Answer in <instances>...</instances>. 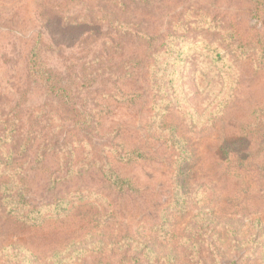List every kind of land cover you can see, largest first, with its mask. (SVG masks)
I'll return each mask as SVG.
<instances>
[{
  "label": "rangeland",
  "instance_id": "obj_1",
  "mask_svg": "<svg viewBox=\"0 0 264 264\" xmlns=\"http://www.w3.org/2000/svg\"><path fill=\"white\" fill-rule=\"evenodd\" d=\"M95 4L0 0V114L18 129L7 137L0 124V167L10 170L0 182L25 184L26 199L54 215L23 223L5 212L0 188V264H264V0L257 16L254 0L126 5L121 19L148 38L127 34L111 50L75 34L97 32L87 26ZM34 44L62 50L42 56L60 78L90 80L87 136L27 82ZM36 114L44 138L63 134L73 153L71 175L56 184L59 156L37 162L39 142L18 156ZM116 146L134 155L119 162ZM111 168L121 189L101 174Z\"/></svg>",
  "mask_w": 264,
  "mask_h": 264
},
{
  "label": "trees",
  "instance_id": "obj_2",
  "mask_svg": "<svg viewBox=\"0 0 264 264\" xmlns=\"http://www.w3.org/2000/svg\"><path fill=\"white\" fill-rule=\"evenodd\" d=\"M262 0H254V3L256 4V7L254 8V16L259 15L262 10ZM142 3V0H96V4L94 5L95 14L93 19L90 20L87 26L93 27L95 29H98L97 32H92L90 29L88 31L80 32L79 30H76L75 34L81 36L85 35V38L80 39L81 43L80 45H85L90 41L91 39H95L94 37H98L101 39V44L105 46H108L111 49H116L120 47L119 42L117 39L120 37H126L127 34H132L134 38L137 39H147V36L142 35L138 30L137 27L133 24H131L129 21H126V19H121L120 15H124L125 7L126 5L135 4L139 5ZM51 17V16H50ZM47 17V20L50 18ZM46 20V24H47ZM73 24V23H71ZM105 25V26H104ZM108 30L107 33H101L100 31L103 30L104 27ZM65 27V26H63ZM67 27H70L67 24ZM79 29V28H77ZM70 33V31L68 30ZM42 38V36H39V40ZM98 41V39H96ZM34 47H31L29 54H28V60H27V75L26 80L29 84L38 85L41 88H43L46 96L52 100H55L57 102V109H55L56 112L59 113V115L63 116V120L67 121L70 120L72 123H78L77 126H80L82 128V131L85 132V136L89 134V132H86L88 130V125L90 124L89 119V112L85 109L83 100L81 99V94H83L82 91L86 92V87H88L87 82H90L89 79L85 78L84 75H74L69 74L73 79L69 81H65L63 78H60V75H57L55 71L52 70L51 67L47 66L46 63H44L42 56L44 52H47L48 49L45 48V46H36L34 44ZM56 48V47H55ZM50 50V49H49ZM55 50L62 51L60 49H53L49 52H55ZM58 53V52H57ZM79 53V51H78ZM80 53L81 50H80ZM109 56V55H108ZM78 61V60H77ZM82 67L86 66L88 63L81 64ZM120 68V69H119ZM123 69L122 65H113L110 69L107 76H111L110 83L114 87H116V84L120 81L122 75L121 71ZM92 76V73H91ZM105 80V79H101ZM106 81V80H105ZM84 92V95L86 94ZM113 94L116 96L117 99L123 100V93L121 90L114 88ZM127 97V96H126ZM21 104L18 103V107H20ZM44 106L37 108L35 112H43ZM83 109V111H82ZM33 112L29 113V116L31 117ZM12 117L11 113L3 114L1 112L0 114V124L3 126V132H8L7 137L9 133L14 130L16 127L14 125V122L10 123L9 119ZM35 122L28 123V126L26 127V132L24 134L22 143H20V151L18 153V156L23 155L26 153L27 150L32 148L36 142H39L38 144V151L36 155L37 162H42L45 155L48 153H53L55 156L60 157V166L58 167L57 172L53 175L51 179V183L56 184L57 182L64 181L66 178H68L71 173V162L73 160L72 155L73 153L65 152V147L63 144H59V137L63 134H58L55 136V134H52V137L50 139H45L42 135V128L39 127V117L36 114L33 118ZM37 127L36 130L34 128ZM16 131L18 129H15ZM8 142V141H7ZM117 147V148H116ZM115 148H110V153L119 159H117L119 162L125 161L123 159V152L122 150L116 146ZM119 148V149H118ZM23 153V154H22ZM235 153H232V155ZM121 155V156H120ZM126 156H132L134 153H127L124 154ZM5 157V156H4ZM13 157V153H9L7 157V162L11 160ZM115 158V157H114ZM235 158V157H234ZM0 170H3L2 172H9L10 170H4L2 167H0ZM63 174V175H61ZM101 174L104 176V178L110 183V185L121 189L124 185H126V182L122 180L113 170L111 169H102ZM12 179H7L5 182H0V188L3 189V194L5 196V212L22 221L23 223L32 224L33 226H41L44 224L48 219L52 218L54 215H51L50 208L51 206L49 204H35L28 199H26L27 191H25V184L18 183L16 186L13 184Z\"/></svg>",
  "mask_w": 264,
  "mask_h": 264
}]
</instances>
